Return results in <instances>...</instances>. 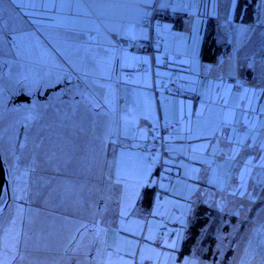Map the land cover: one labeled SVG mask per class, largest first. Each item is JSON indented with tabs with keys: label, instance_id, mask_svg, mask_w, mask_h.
Segmentation results:
<instances>
[{
	"label": "rangeland",
	"instance_id": "obj_1",
	"mask_svg": "<svg viewBox=\"0 0 264 264\" xmlns=\"http://www.w3.org/2000/svg\"><path fill=\"white\" fill-rule=\"evenodd\" d=\"M157 1L161 2V0ZM204 2L206 15L211 18L208 22L214 24L216 32H219L220 28L215 19L220 18L221 20L225 36L232 46L228 53L230 50L232 51L229 54V59L232 60L233 66L236 56L239 68L243 66L246 72H255L253 77L246 76L251 85L246 86L243 97L240 96L241 92H237L231 99L235 103L241 98V105L244 107L241 112L249 113L251 111L253 118L252 123H243L241 118L233 121L228 129L230 130L227 138L228 148H237V152L227 155V158L235 167L234 170H237L234 175V177L237 175V180L238 175L243 182L250 181L254 176L262 178L264 177V47L261 46L260 41L264 38V28H251L247 21H245L246 24L231 22L232 0H204ZM22 4V0H0V65L5 68L0 70V124L2 128H5L12 122V126L13 124L16 126L13 127L14 134L18 132V135L23 136L21 142L18 138L16 140V135L15 141H12L13 137L10 139L0 138V155L8 168L9 178H12L13 183L11 184L10 180L9 186L15 190L21 188L19 190L21 193L12 192V195L15 194L14 196L4 193L0 199V264H105L106 261L111 264L112 260H107L105 254L106 240L107 242L109 240L107 223L103 221L106 207L102 205V199H91V191H94L102 179L105 180L108 177L107 174H110L113 179L120 177L117 173L109 171L112 163V151L110 155L105 151L101 155L98 152L100 143L92 141L94 137L89 117L97 116L98 120H101L104 115L103 106L100 107V103L99 109L97 111L94 109L93 104L96 105L97 98L93 92L91 94L93 103L86 105L84 98L89 95L84 97L80 90V84L75 81L73 82L74 86L79 84L77 93L74 91L71 93L70 85L62 90L66 92L61 91L58 94L53 93L47 85H44L42 89V81L45 79L50 80L57 76L53 82L57 84L61 81V74L58 73L59 68L69 71V67H72V72L77 68V65L72 61L64 63V66H60V63L71 60V58H77L76 60L80 61L85 57L80 55V50L70 55L60 53L58 41L60 38L62 39V34L51 29H60V24L52 20L46 23L47 26L43 25L42 19L46 16L43 10H47L45 6H49V2L43 7L44 4L40 3V0H26L25 7L28 6L31 10H28L29 8L23 10ZM189 4L194 7L198 6L200 2L197 3V0H194L192 4L189 1ZM161 7L164 9L163 6ZM185 8L192 10L191 6H185ZM171 11L173 14L177 12L172 9ZM178 14L182 15L183 13L178 12ZM161 17H163L162 13L152 9L143 23L146 25L147 23L160 22L164 24L167 22L174 23L176 27L183 23L177 19L166 20ZM97 21L98 17L89 22ZM100 21L102 20L100 19ZM263 23L264 15L258 25ZM35 27H38L37 30H34ZM151 35L153 38L158 34ZM215 37L224 41L222 33L215 34ZM157 39L159 42L160 36ZM117 48L123 51H137L154 61V50L153 54L147 53L140 40L128 39L125 42V47ZM3 51L4 55H2ZM51 51H56V53H51L57 55L56 59L51 57ZM159 54H163L167 64L170 54L167 51H161ZM152 66L154 68L155 64L151 65L150 63L149 65L138 61L136 70L144 72ZM36 73L39 75L36 76ZM71 76L73 77L72 74L66 72L62 75V81L69 79L72 83ZM36 78L42 79L40 80L41 86L38 88H36L38 84ZM212 82L215 87L212 97L214 101H211L210 96V103L215 108L222 102L217 101L220 94L216 89V79H210L209 85ZM9 83L11 88L7 86ZM257 83L258 86L255 88L253 84ZM222 86L224 87V79ZM47 87L49 92L46 99L34 101V94L38 96ZM211 89L210 86V91ZM26 91L30 92L29 95L33 97V101L26 97L25 94L28 93ZM154 91L155 94L159 92ZM162 95L164 103L170 104V98L164 93ZM62 102L66 103L65 106L75 103L79 107L74 110L78 111L77 114L83 121H86L83 128L89 135L83 132V137L68 135L64 136L62 141L59 140L58 131L55 132L59 127V124L56 123L58 117L54 111L58 110ZM106 119L101 135L105 140L104 146L108 138ZM59 122L68 124L65 120H59ZM25 125H29L27 131L24 129ZM162 125L166 127L165 124ZM161 126H156V130L153 131V144H149L145 148L148 157L158 158L157 165L155 162L156 168L166 165V155L163 153L161 144L162 136L166 135L169 140L173 139L170 132L159 130ZM19 145H21L22 153L16 158ZM120 147L124 146L118 140L115 144L116 149L113 151L114 159L115 156H118L116 150ZM118 161L121 166H124L121 159ZM241 167H245L243 174L239 171ZM18 172H24L31 178L30 181H25L23 187H21L23 184L21 179V183L16 184L19 179ZM77 172H80L81 175L78 176ZM162 175H156V183L153 186L156 190L155 201L159 194L160 180H169H163ZM165 175L171 178V174ZM241 185L237 182L235 186L225 191L224 197L230 202L223 203V199L220 198L219 202L213 206V209L221 214V219L215 226L216 234L214 235L218 242L216 246L212 245L209 241L211 239L203 234L207 238L206 245L199 250V256H197L198 258L203 257L201 259L206 260L208 264H218L223 255H225L223 258H228L226 264H264V217L261 216V213L264 212V199L262 201L263 209L257 208L258 216L251 224L249 217L241 216L239 206L235 201H232V198L238 199L243 192L244 189ZM234 189L235 191H233ZM20 194L25 196L26 200L19 199ZM16 195L18 200L15 198ZM72 195L76 198H73ZM152 197L151 194L147 195L145 192V205L152 202ZM160 202L162 201L160 200ZM214 207H217L218 210ZM153 210L144 213L145 230L150 229L153 225L149 222L155 215ZM198 210H195L196 214H198ZM193 220H197V218L193 217ZM159 222L161 226L157 228V231L160 235H166L168 232L166 218L159 217ZM186 237L187 230L183 242ZM200 239H195L198 240L199 245L204 243ZM233 250L235 254L229 256L230 252L228 253V251ZM177 256L179 260L184 258L180 250Z\"/></svg>",
	"mask_w": 264,
	"mask_h": 264
},
{
	"label": "crops",
	"instance_id": "obj_2",
	"mask_svg": "<svg viewBox=\"0 0 264 264\" xmlns=\"http://www.w3.org/2000/svg\"><path fill=\"white\" fill-rule=\"evenodd\" d=\"M189 1L192 4L194 0ZM189 1L84 0V9L80 18H70L66 15L61 23L53 20L60 24L61 30L51 29L57 33L59 31L62 39L65 40L64 49L61 38L58 41L60 53L70 55L80 50V55L85 57L80 61L71 58L59 65L64 66V63L70 61L77 65L73 72L72 67H69L70 75H73L72 85L75 81L80 84L81 91L83 88L88 90L89 93L86 95L89 96L86 99H91L93 92L97 98L96 105L93 104L96 111L100 103V107L103 106L104 115L101 120H98L97 116L89 117L92 136L95 138H92V141L100 143L98 152L101 155L103 151L108 155L112 151L109 171L120 176L113 179L107 174L108 177L102 179L94 191H91V199H102V205L106 207L103 221L107 223L109 240L108 242L106 240L105 254L107 260H112L111 264H208L198 261L200 258L197 257L178 259L177 253L185 238V231L193 220L196 207L202 201H206L208 205L215 203L221 195L224 196V191L235 186L237 182L240 185L243 183L240 175L238 180L236 175L228 183L229 172L226 168H222L219 160L228 159L227 155L237 152V148H228L227 138L230 131L228 129L233 121L241 118L243 123H252L253 116L248 118L241 112V109H244L241 105L242 99L237 101L240 104L232 102L231 99L237 92H241L240 96L243 97L246 86L251 85L246 76L253 77L255 72H246L243 66L239 68L236 56L233 66L232 60L229 59L231 50L227 53V57L226 54L215 63L203 61L202 34L205 33L207 22L211 18L198 16L199 9L205 13L204 9L198 7L199 5L193 7ZM60 2L62 3V0H51L49 6L45 7L49 8ZM159 2L160 7L171 10L172 6L173 11L185 15L182 16L183 23L179 27L174 23L166 22L155 28L160 41L153 54L154 61L137 51H123L117 48L125 47L128 39L149 40L151 30L143 22ZM198 2L205 3L204 0H197ZM231 3L230 17L234 15L233 8L237 7L238 0H232ZM253 3L247 9H256V11H253L252 15L245 14V21H249L252 27L262 29L264 23L261 25L258 23L259 18L264 15V9L261 8L263 0H256ZM185 6H191L192 10H187ZM185 9L187 14L183 11ZM74 11L78 12V10ZM97 17V22H89ZM215 20L219 23L222 38H226L220 18ZM74 34L76 38L70 36ZM261 46L264 47V38L261 39ZM161 51L170 54L168 66L172 65L176 69L179 67V62L190 66L188 75L176 69L177 74L183 78L184 88L189 94L186 100L170 96V104L166 105L162 93L159 91L155 94L154 84L166 73V69L160 66L164 61L163 54H159ZM53 58L56 59L57 55ZM138 61L149 65L154 63L156 74L152 72L153 66L148 72L136 70ZM103 67H105L104 77L108 73H115V69L122 76L123 83L113 85L116 88L113 91L114 98L110 91L96 89L86 78L97 77L99 68ZM216 67L222 70L216 71ZM195 77L202 78L200 86L196 89L188 85V82ZM212 78L216 79V89L220 94L217 101L222 102L215 108L211 105L209 96L210 86H214V82L209 85ZM73 86H70L71 89ZM253 86L256 88L258 83ZM85 104L90 103L85 101ZM250 113L252 114L251 111ZM77 118L82 119L79 114ZM105 119L108 138L104 146L105 140L101 135ZM159 119L166 123H174V127L170 129L173 139H170L171 142L166 149L164 167L166 172L171 174V178L169 176L168 181L160 180L156 207L153 210L155 215L149 221L153 225L145 230L143 216L147 208L144 195L148 187L156 183L158 159L148 157L145 148L153 144V131ZM61 127L63 128L60 129ZM57 131L59 140L68 135L83 137V133L76 135L69 123L59 125L55 132ZM86 135L89 133L86 132ZM118 140L124 147L116 150L118 156L114 159L113 151ZM119 159L124 162V166L119 164ZM227 162L230 168L235 169L229 160ZM243 169L245 170V167ZM235 171L237 173V170ZM76 174L81 175L80 172ZM144 180L147 183H144ZM212 196H216V199ZM72 197L76 198L73 195ZM161 216H164L168 222L166 235H160L157 231L161 226L159 222ZM105 264L108 262L106 261Z\"/></svg>",
	"mask_w": 264,
	"mask_h": 264
},
{
	"label": "bare ground",
	"instance_id": "obj_3",
	"mask_svg": "<svg viewBox=\"0 0 264 264\" xmlns=\"http://www.w3.org/2000/svg\"><path fill=\"white\" fill-rule=\"evenodd\" d=\"M50 1L51 0H40V3L44 4L43 5V7H44ZM187 1L188 0H185V2H187ZM22 2H23L22 5L24 7L23 10L28 9L29 8L28 6L25 7L26 0H22ZM263 4H264V2L262 3V5ZM198 7H201L202 9H204V4L200 3ZM261 8L264 9V5ZM46 9L47 10H43L44 13L46 14V16L43 17V19H42L43 20V25L46 24V23H49L52 20H58L61 23L63 21V19L66 17V15H68L70 18H80L81 14H82V11L84 9V0H62V3L60 2L59 4L52 5L51 7L46 8ZM171 9H172V6H171ZM28 10H31V8H29ZM74 10H78V12H75ZM156 10L159 13H162L163 17H161V19H166V20L177 19V21L180 22V21H183V17L182 16L185 15V13L180 15V14H178V12L173 14L170 9H162V7H159V3H157V6H155L154 9H153V11H156ZM50 11H52V12H50ZM183 11L186 12V9L183 10ZM204 11H205V13H202V10L199 9L198 16L207 17L206 10H204ZM253 11H256V9H253V10L252 9H247L246 10V8H243L242 10H239L237 8H233V14L234 15L232 17H230V21L234 22L236 24H241V23L246 24L244 21H242L243 18H244V15L245 14L252 15ZM55 12H58L60 14L57 15ZM63 15H65V16H63ZM237 15L238 16H243V18L241 17L240 20H238V19H236ZM24 16L26 17V15H24ZM49 17H50V19H48ZM261 19L262 18H259V21ZM247 23H249V22H247ZM161 25H162V23H160V22H155V23H152V24H149V23L146 24V26L150 28L151 34H153V33L154 34H158L155 31V28L158 27V26H161ZM207 25H208V22H207ZM207 25H206L205 33L202 34V43H203L202 56L204 54L206 42H208V40H209L210 46H208L207 49H206V50H209V47L213 46L212 43H213V40H214V37H215V36H213V37L210 38V34H212V31L209 29V27ZM250 25H251V28H252V24H250ZM37 28L38 27H35L34 30H37ZM58 33H59V31H58ZM219 33H220V31L216 32L215 34H219ZM70 36L72 38H76L77 37L75 34L74 35H70ZM151 36H150L149 40L141 41V42L143 44L144 50L147 53L153 54L154 53L153 50L156 51V45H159V42H158V39H157L159 34L156 35L153 38H151ZM253 36H254V34H253ZM61 40H62L63 49H64L65 48V46H64L65 40L64 39H61ZM223 40H224V42L226 44V46H224L226 48V50L221 51L222 56L226 55L228 53V50L230 48H232V46L229 43V40H227V38H223ZM12 41H13V39H12ZM217 50H219V49L217 48ZM51 53H56V51H51L50 54ZM4 54L5 53L3 51L2 55H4ZM54 56L55 55L51 54L52 58ZM0 57H1V55H0ZM160 66H163V68L166 69V73L163 76H160L159 81L154 84V86H155L154 90L160 91L161 93H164L168 97L177 96V97H179L181 99H185L186 100L188 98L189 94L187 93V91L184 88L185 83H184L183 78L181 76H179L176 71L180 70L184 75H188L189 72H190V66L187 65V63H180L179 62V67H178L179 69L176 67V69H177L176 70V69H174L175 68L174 66H173L174 68L172 67V65L168 66V64H166V61H163L160 64ZM2 67H3V65H2ZM2 67L0 65V70L5 69L4 67L3 68ZM105 67L99 68L98 75H96L97 77L89 76V77H86V78H88L90 80L91 84L96 89L102 90V91H106V90L110 91L112 93V97L114 98L115 94H114L113 91L116 90V88L113 87V85L114 84H122L123 83L122 82V76L120 75L119 72H116V69H115V73H108L104 77L103 71H104ZM215 69H216V71H219V70L221 71L222 70L221 68H218V67H216ZM149 70H150V67H148L147 70H144V72H148ZM141 71L143 72V70H141ZM155 71H156V67H154L153 71H152L154 73V75L156 74ZM223 71H225V68H224ZM66 72L71 73V71H67V70H65L63 68H59L58 69V73L61 74V81H62V75L65 74ZM38 75L39 74L36 73V76H38ZM56 77L57 76H55L53 79H50V80H47V79L43 80L42 81V89H43L44 85H47V86H49L52 89L53 93H57L58 94L62 90L66 89L69 85L73 86L72 83H70L71 80H69V79H65L62 82L60 81L57 84L54 83L53 80H55ZM36 79H37V83H38L36 85V88H38V87L41 86V81L40 80H42V79H39V80H38V78H36ZM194 80H195V82H194ZM201 81H202V78L195 77L193 80L188 82V85L191 86V88L193 87L194 89H196L197 87L200 86ZM192 83H193V85H192ZM48 84H50V85H48ZM7 86L11 88L10 83ZM13 89H15V88H13ZM70 89H71V87H70ZM39 90H41V89H39ZM78 90H79L78 86H73V90L71 89V93H73V91L77 92ZM214 90H215V87L212 86V89H211L210 94H209V96H211V99H213L212 97H213ZM26 92H28V91H26ZM48 92H49V88L47 87V88L44 89V92L40 93L38 96H36L34 94V101L36 99L45 100L46 99V95L48 94ZM62 92H66V91H62ZM29 93L30 92L26 93L25 95H26L27 98H29L30 100L33 101V97L30 96ZM82 93H83V96L85 97L86 94L89 93V91L86 90L85 88H83L82 89ZM51 98H52V96H51ZM84 99H85V101H87L90 104L93 103L92 99H86V98H84ZM60 104L61 105H59L58 110L54 111V113L56 114V117H58L57 120H56V123L59 124V125H62V124H60L59 120L67 121V123H69L71 125V130L76 135H79V134H81L83 132H86L85 129L83 128V125L86 124V121H83V119H78L77 118L78 111L74 110V109H78L79 107L75 103H70L68 106H65L66 103H64V102H62ZM165 104L167 105L168 103H165ZM242 113H243V115L245 114L248 118H252V114L250 112L249 113L242 112ZM162 124H165L166 127H164ZM156 126H161V127H159L160 131H168V132H170L171 127H174V123H166V122L162 121L161 119H159V122L157 123ZM13 127H16V126L14 124L12 126V122H11V124H8L7 126H5V128H2L1 124H0V138L10 139V138L13 137L12 141H15V135H16V140H17V138H18L19 141L22 140L23 136L22 135H18V132L16 134H14ZM155 130H156V128H155ZM169 142H171V141L168 139V137L166 135L162 136L161 144L163 145V153H164V155H166V149H167V146H168L167 143H169ZM227 160L228 159L219 160V161L221 163L222 168H226L228 170V172H229L227 174V178H228L227 182L229 183V181L234 179V175H235L236 171L234 169H231L227 165L228 164ZM156 170H157V172H156L155 175L163 174L162 175L163 180H166V179L169 178L168 175H165V174H168V173L166 172L164 167L156 168ZM220 170H221L220 171L221 175H223L222 169H220ZM239 171H240L241 174H243L244 173L243 167H241L239 169ZM18 174H19V176H18L19 179L17 180L16 184H19L20 179H21V181H23V184H22L21 187H23L25 181H30L31 180L30 176L27 175L24 172H18ZM10 180H11V184H13L12 183V178L11 179L9 178V183H10ZM151 185L152 186L148 187V190L151 192V195L153 196L152 197L153 200H152L151 203H147L145 205L146 208H147V211H150V210H152V209H154L156 207L155 206L156 205V201L154 199V196L156 195V190L154 189L153 184H151ZM241 187L244 190L241 193L240 197L238 199L232 198V201H235L237 203V205L239 206V211L242 213L241 216L249 217V220H251V224H253L255 222L256 217L258 216V212L259 211H258L257 208L260 207L259 209H261V210L263 209L262 201L264 199V177L259 178V177H255L254 176V177H252L250 179V181L243 182ZM17 189L18 190H15V188H13V187L11 188L10 186H8V187H5L2 190V192H3L2 194L5 193L6 195L14 196L16 193L19 192V190L21 188H17ZM15 191H17V192H15ZM12 192H15V194L13 193V195H12ZM19 193H21V192H19ZM19 197H20L19 199H21V200H26L25 199L26 197L25 196H21V194H20ZM212 197H213V199H216V196H212ZM15 198H17V200H18V196L17 195L15 196ZM221 198L223 199L222 200L223 203L230 202L223 195H221ZM259 199H261V200L259 201ZM218 202H219V199L215 203H212V204L208 205L206 201H202L200 203V205H198V207L199 206H201V207L202 206H205V207L209 206V207L213 208V206L216 205ZM198 207H196V209H198ZM214 208L217 209V207H214ZM197 216H198V214L195 213L194 217L197 218ZM261 216L264 217V212L261 213ZM192 222H193V220L191 221V223ZM11 231H13V230H11ZM0 248H1V244H0ZM190 255H191L190 257H197V255L194 252H192V251H190ZM224 256L225 255H223V257ZM223 257L221 259H225V260H221L220 259L218 264H226L228 262V258H223ZM186 258H188V257H186ZM198 261H200V262L202 261V262L206 263V260H201V258L198 259Z\"/></svg>",
	"mask_w": 264,
	"mask_h": 264
},
{
	"label": "trees",
	"instance_id": "obj_4",
	"mask_svg": "<svg viewBox=\"0 0 264 264\" xmlns=\"http://www.w3.org/2000/svg\"><path fill=\"white\" fill-rule=\"evenodd\" d=\"M256 0H238L237 3V9L242 10L243 8H250L252 6V4H254L253 2H255ZM243 18V16H238L237 18L238 20H240V18ZM243 20L245 21V18H243ZM249 22V21H247ZM209 29L212 31V34H210V38L215 36L216 30H215V26L212 22H208ZM213 46L209 47V50H206L208 46H210L209 40L208 42H206V46H205V50H204V54L202 56L203 61L208 62V63H215L217 62L220 57L222 56L221 51L226 50V48L224 46H226L224 41H220V39H217L216 37H214L213 40ZM224 47V48H223ZM217 48L219 50H217ZM6 93H8V91H6ZM24 129L27 131L29 129V125H25ZM25 132V131H24ZM23 140V139H22ZM21 142V140H20ZM21 145L18 146L17 151H16V158L19 157L21 155ZM151 192L148 190L147 191V195H150ZM198 216H197V220H193V222L190 224V226L187 229V237L185 239V241L182 244V247L180 249L182 256L184 255L185 257H190V251L194 252L197 256H199V250L206 245V240L207 238L204 235L208 236L211 240L212 245H217V239L216 237L214 238V235L216 234V225L219 223L221 217H220V213L216 210H214L212 207H205V206H199L198 207ZM202 234V235H201ZM201 238V239H200ZM195 239H200L201 242H204L203 244L199 245L198 240ZM230 252L231 256L232 254H234V250L233 251H228V253ZM218 254V253H216ZM203 259V257H201ZM223 260V259H221ZM214 263H216V261H214Z\"/></svg>",
	"mask_w": 264,
	"mask_h": 264
},
{
	"label": "water",
	"instance_id": "obj_5",
	"mask_svg": "<svg viewBox=\"0 0 264 264\" xmlns=\"http://www.w3.org/2000/svg\"><path fill=\"white\" fill-rule=\"evenodd\" d=\"M9 186L8 168L4 164L2 156L0 155V199L2 197V190ZM1 214V211H0Z\"/></svg>",
	"mask_w": 264,
	"mask_h": 264
},
{
	"label": "snow or ice",
	"instance_id": "obj_6",
	"mask_svg": "<svg viewBox=\"0 0 264 264\" xmlns=\"http://www.w3.org/2000/svg\"><path fill=\"white\" fill-rule=\"evenodd\" d=\"M144 183H147V181H146V180H144Z\"/></svg>",
	"mask_w": 264,
	"mask_h": 264
}]
</instances>
